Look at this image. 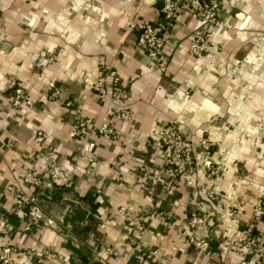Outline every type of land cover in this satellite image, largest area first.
I'll return each instance as SVG.
<instances>
[{"label":"crops","instance_id":"1","mask_svg":"<svg viewBox=\"0 0 264 264\" xmlns=\"http://www.w3.org/2000/svg\"><path fill=\"white\" fill-rule=\"evenodd\" d=\"M226 6L230 12L221 10L220 17L232 29L210 28L209 40L219 49L210 47L198 59L188 54V36L197 22L186 9H178L164 25V62L157 72L136 45L134 25L139 20L163 22L159 0H0V246L14 248V264H50L45 249L60 252L72 264H136L137 249L150 253L148 264H202L206 257L197 259L176 233L197 204L210 209L200 188L204 173L192 185L178 182L166 188L164 175L156 172L158 139L164 125L176 121L199 163V136L221 140L222 116H249L237 111L241 90L235 88L240 82L235 73L238 61L250 58L247 38L256 27L264 29V0H218L220 9ZM41 51L51 59L41 57ZM9 78L24 90L16 108L6 86ZM97 80L104 89L102 100L93 87ZM49 81L59 88L57 96L50 95ZM106 107L128 110L130 119H108L115 128L113 138L91 135L94 157L88 162L79 151L82 140L68 135L74 110L97 124L107 121ZM262 125L259 134L264 121ZM35 128L42 132L39 142L32 139ZM251 149L241 148L239 174L252 164ZM49 157L69 177L70 186L50 182ZM26 172L40 179L38 188L23 184ZM224 178L222 184L216 179V197L220 203L231 181L228 190L234 194L235 188L236 207L242 211L237 228L242 229L251 200L264 198V175L245 179L229 171ZM7 186L35 195L40 218L28 223L26 206ZM118 207L141 214L143 229L126 226ZM164 217L169 227L162 224ZM208 224L204 234L211 241L214 264L247 257L243 250L222 259V232L214 229L212 217ZM260 229L256 226L258 233ZM105 246L117 254H108Z\"/></svg>","mask_w":264,"mask_h":264},{"label":"built area","instance_id":"2","mask_svg":"<svg viewBox=\"0 0 264 264\" xmlns=\"http://www.w3.org/2000/svg\"><path fill=\"white\" fill-rule=\"evenodd\" d=\"M186 9L188 15L196 20L197 25L195 29L188 36V54L193 58H202L209 48L212 47L217 51V46L212 44L209 40L210 28H221L226 26L225 22L221 20V10L224 13L230 12L229 7L220 9L218 7V0H163L160 7L161 17L163 22L151 23L144 20H139L135 23L136 31V45L144 52L147 65L149 68L161 72L162 64L164 62L163 53V32L165 23L170 20L178 9ZM40 56L50 60L51 56L46 51H41ZM7 88L11 90V105L19 107L24 98V90L20 84L14 79L9 78L6 82ZM47 86L51 90V96H57L59 88L53 81H49ZM93 87L98 93V97L102 100L104 98V89L100 81H95ZM70 102L66 101L65 106H70ZM74 118L70 125L68 135L69 137L80 138L82 140L79 151L87 154V161L93 160L94 141L90 139L91 135L113 138L115 136V128L108 121V119L127 121L130 119L128 110L119 108L106 107L105 115L107 121L94 123V121L87 116L80 115L79 110H74ZM32 139L39 142L42 139V132L35 128L31 131ZM197 144L203 147L202 158L199 163L195 162L191 154L193 143L183 137L176 121L169 120L159 136L158 144L160 146V164L156 172L164 175V186L170 188L181 182L184 185H192L198 177V173H204L203 181L200 188L208 198H212L210 191L207 189L210 186L213 174V159L210 150H208V143L199 136ZM47 175L50 182L59 183L63 187L70 186L69 177L64 174L58 166L54 158L49 157L47 163ZM86 174L90 173V167L87 166L84 170ZM22 182L25 186H30L34 189L40 186V179L26 172L22 176ZM6 191L13 194V196L27 208L28 223H33L40 218V210L37 204L35 195H26L20 189L12 186H7ZM253 212L249 217V222L246 228L240 232L237 237L238 240H243L244 253L247 257L241 258L235 264H264V234L254 233L257 223L261 218H264V198L256 200L252 208ZM118 215L123 219L126 226L141 231L144 227V218L139 213H131L123 207H118ZM208 216L207 207L204 204H197L194 210L189 214L185 228L176 233V236L181 235L184 241L190 245L192 251L197 259L206 257L202 264H213L208 258L210 254L209 240L204 234L207 227L206 218ZM162 224L169 227L170 223L166 217L163 218ZM105 251L108 254L116 255L117 251L111 246H105ZM14 248L9 245L0 246V264H14L12 254ZM51 260L50 264H72L71 261L65 258L60 252L52 249H45ZM134 258L136 264H148L150 253L135 250Z\"/></svg>","mask_w":264,"mask_h":264},{"label":"rangeland","instance_id":"3","mask_svg":"<svg viewBox=\"0 0 264 264\" xmlns=\"http://www.w3.org/2000/svg\"><path fill=\"white\" fill-rule=\"evenodd\" d=\"M222 21L225 22L224 20ZM225 24L227 27L221 26V28L218 29L220 31L232 29L230 24L227 22H225ZM252 34L251 38L248 37L246 41V46L249 47V49H247L251 51H248V53H251L249 56L250 58L247 59V55L241 58V60L238 61V72L235 71V76L240 81L235 88L241 90L237 98L240 102L239 109L237 111H246L249 116L245 117L244 120H242L237 113L232 119L222 116L221 140H214L213 138L207 140L205 139V136H202L209 144L208 150H210L212 159L214 160V170L212 174V178L214 179L211 181L210 186L207 189L210 191L212 198H208V195L205 194L210 206V209H207L208 216L206 218L207 227L205 232L209 229L208 227L211 226H208V222L210 217H212L214 219V224H217L214 229L222 232V236L218 240L220 244H222L219 249L222 259L227 258L232 253H243L244 241L238 240L237 237L240 232L246 228L249 222V217L253 212L252 208L254 202L261 198L257 197L256 199L254 198L251 200L252 203L247 216L248 218L244 222V227L242 229H238L237 220H239V216L242 211H239L236 207L239 202L235 196V188L234 194L229 191L231 190V181H226L227 185L230 186V189L228 188L229 190L227 189V191L221 194L220 203L216 197V187L218 186L216 179L221 178L222 184L225 180L224 175L229 171L236 173L239 177L245 179L249 178L253 173H258L260 176L264 175V132L259 134V132L261 133V127L263 128L262 124L264 121V29H260L258 26L253 30ZM215 45L218 47V50L219 44ZM251 105H254L256 109L255 107L251 108ZM258 110L262 112V114L260 113L261 115L256 117L255 112H258ZM246 146H251L252 148V164L249 166L246 164L248 168L245 170L246 172L239 174V169L237 167L239 166V163L237 164L236 162L237 160H243L240 155L241 153L243 154V150L241 151V148ZM209 147L214 148L209 149ZM213 150H215V153H213ZM229 156L235 158V160L230 162ZM245 185H249V181L245 182ZM216 205H220V208L218 207V209H216ZM214 206L215 208H213ZM258 225L261 228L260 232L264 234V218L259 220L257 226ZM253 232H259V230L255 231V229H253ZM210 245L211 241H209V246ZM212 255L214 256L210 250L209 259L213 263L215 260ZM239 260H241V257L237 261ZM219 264H221V261Z\"/></svg>","mask_w":264,"mask_h":264},{"label":"water","instance_id":"4","mask_svg":"<svg viewBox=\"0 0 264 264\" xmlns=\"http://www.w3.org/2000/svg\"><path fill=\"white\" fill-rule=\"evenodd\" d=\"M162 2H163V0H159V4H160V6L162 5Z\"/></svg>","mask_w":264,"mask_h":264},{"label":"trees","instance_id":"5","mask_svg":"<svg viewBox=\"0 0 264 264\" xmlns=\"http://www.w3.org/2000/svg\"><path fill=\"white\" fill-rule=\"evenodd\" d=\"M255 231H257L256 228H255ZM255 233H257V232H255Z\"/></svg>","mask_w":264,"mask_h":264}]
</instances>
